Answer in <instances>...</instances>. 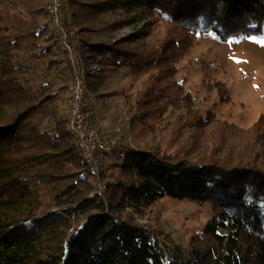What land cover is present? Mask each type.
<instances>
[{
	"label": "trees",
	"instance_id": "trees-1",
	"mask_svg": "<svg viewBox=\"0 0 264 264\" xmlns=\"http://www.w3.org/2000/svg\"><path fill=\"white\" fill-rule=\"evenodd\" d=\"M66 5L72 22L61 21L65 42L45 0H0V264H264V116L244 128L202 112L177 79L204 36L264 33V0ZM117 9L126 20H99ZM134 20L146 21L144 30L118 41L91 39ZM64 44L87 50L108 73L124 68L131 83L142 82L124 98L134 145L102 192L94 179L101 174L82 161L68 132L65 99L57 103L18 60L17 52H30L56 71L65 62L72 77L80 64ZM199 90L204 100L214 91L229 100L213 73ZM164 198L210 206L209 220L185 246L152 225Z\"/></svg>",
	"mask_w": 264,
	"mask_h": 264
},
{
	"label": "rangeland",
	"instance_id": "rangeland-1",
	"mask_svg": "<svg viewBox=\"0 0 264 264\" xmlns=\"http://www.w3.org/2000/svg\"><path fill=\"white\" fill-rule=\"evenodd\" d=\"M80 1L89 2V0ZM127 16L126 13L117 9L100 14L99 20L109 23L120 18L126 20ZM61 21H64L65 25L72 22L71 9L67 7L66 2L63 3L59 13V23L50 22L53 31L61 33L65 40L66 34L60 25ZM145 22L134 20L109 34L100 37L91 35V39L98 42L118 41L144 30ZM85 25V23L77 25L73 33ZM17 55L19 62L28 70L25 76L48 85L57 94V103H61V100L65 99L66 85L71 78L65 62L56 71L54 68L48 69L41 62L31 60L30 52H17ZM70 56L75 65L79 63L82 67L88 101L93 113V123L99 126L103 133L120 129L119 147L126 151V147L133 146L134 141L127 130L129 116L124 98L134 96L137 89L141 88L142 82L131 83L128 70L124 68L108 73L90 58L87 50L82 53L73 51ZM61 57L63 58L64 55L61 54ZM206 72L213 73L218 81L226 84L229 100H220L215 91L207 100H204L199 84ZM142 79L145 81L146 77ZM177 79L191 91L195 105L201 108L202 112L213 110L228 122L244 128L249 127L260 116H264V33L229 40H222L213 34L204 36L188 60L182 63ZM45 127L52 129L51 125L45 124ZM109 158L114 162L119 159L116 152ZM121 167L116 164H107L106 167L101 165L98 172L101 175L94 179H97L99 184H106L108 180L112 181L114 177L120 175ZM133 174H135L134 171ZM96 175L99 176V174ZM102 175L106 177L105 181H101ZM120 178L124 179L122 176ZM210 210L209 204L198 205L188 201L164 198L153 207L157 221H153L152 225L156 232L163 231L171 235L177 244L185 246L191 236L200 233L201 228L210 218Z\"/></svg>",
	"mask_w": 264,
	"mask_h": 264
},
{
	"label": "built area",
	"instance_id": "built-area-1",
	"mask_svg": "<svg viewBox=\"0 0 264 264\" xmlns=\"http://www.w3.org/2000/svg\"><path fill=\"white\" fill-rule=\"evenodd\" d=\"M67 0H45V5L50 14V21L59 23V13L62 5ZM69 54L73 51L66 45ZM75 72L66 85V96L62 114L67 121V129L79 150L82 161L91 170L98 173L107 164L122 165L126 160V151L119 147L120 129L103 133L99 126L93 123V113L87 96V86L83 72ZM99 71V69H97ZM117 153L118 160L112 161L109 156ZM99 191L105 190V185H98Z\"/></svg>",
	"mask_w": 264,
	"mask_h": 264
}]
</instances>
